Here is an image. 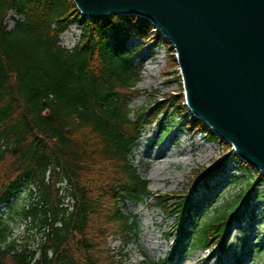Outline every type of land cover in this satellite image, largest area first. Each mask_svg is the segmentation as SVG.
Returning <instances> with one entry per match:
<instances>
[{
  "label": "trees",
  "instance_id": "obj_1",
  "mask_svg": "<svg viewBox=\"0 0 264 264\" xmlns=\"http://www.w3.org/2000/svg\"><path fill=\"white\" fill-rule=\"evenodd\" d=\"M10 12L13 25L8 27ZM74 24L81 34L68 50L60 36ZM153 30L133 17L84 19L72 0H0V202L16 197L7 215L0 216V264H117L108 239L126 240L137 226L135 216L121 207L150 195L149 183L130 161L142 126L160 116L162 127L166 110L175 114L183 102L162 97L137 111L135 120L129 117L125 95L136 91L142 70L135 63L138 49L127 43L130 38L152 40L168 49ZM187 117L207 138L219 141L200 120ZM221 172L223 166L196 172L193 190L208 186ZM64 179L75 204L70 214L59 207L55 188ZM18 186L23 194L29 190L28 206H20ZM250 193H255L252 180L234 202L215 208L199 225L193 214L201 208L191 196L174 205L169 204L173 197L156 196L167 218L179 220V243L169 258L140 264H172L182 249H213L225 255L229 229L246 212ZM18 219L42 235L38 259L29 243L21 246L10 238V226ZM255 251L243 246L237 264H245L243 257Z\"/></svg>",
  "mask_w": 264,
  "mask_h": 264
},
{
  "label": "rangeland",
  "instance_id": "obj_2",
  "mask_svg": "<svg viewBox=\"0 0 264 264\" xmlns=\"http://www.w3.org/2000/svg\"><path fill=\"white\" fill-rule=\"evenodd\" d=\"M13 15L14 13L10 12L7 16L8 27L13 25ZM80 34L81 29L77 24L70 26L68 32L62 36L64 44L70 40L78 42ZM127 45L132 49H138L135 63H138L142 70L141 81L136 91L125 95L126 104L131 111L130 119L135 120L137 111L149 107L151 102L161 100L162 97L171 95L177 101H183L177 113L173 114L172 110H166L162 127L158 125L160 116L156 122L142 126L141 138L131 154L130 161L138 175L149 183L150 195L140 202L125 201L121 210L125 214L134 215L137 226L128 239L117 237L109 238L107 241L117 264H140L143 261H160L167 258L174 246L179 243L177 242L179 220L167 218L165 212L156 205V196L157 200L173 197L170 198V205H174L177 199L191 196L201 208L193 214L194 221L199 225L208 221L215 208L234 202L244 190L246 182L252 180L254 184L256 177L252 170L240 167L230 145L210 140L204 131L198 130L195 121L187 117L182 79L176 60L173 56L170 57L172 53L168 52L169 47L167 49L161 44L155 45L152 40L147 42L133 38L128 40ZM166 130H169L168 134L163 137ZM184 147L185 151L182 152ZM156 156L162 157L160 160L163 161L155 160ZM183 158L187 160L183 161ZM158 161L162 170L155 181L151 179V175L155 172ZM218 166H223V172L211 178L208 186L199 184L198 188L193 190L196 187L192 186L196 172L203 169L211 170ZM3 172L4 170L0 169V174ZM49 176L50 174L46 181L49 180ZM68 185L69 183L63 180L56 183L59 207L64 204L59 197L60 192H65L62 190L63 187L66 188L69 197L73 198L68 192ZM31 187L29 185L30 189ZM18 190L19 186L16 192ZM28 192L29 190H26L25 194H20L19 201L22 207L28 206L32 199ZM261 194H264V185L256 186L255 193L249 194L246 212L242 214L240 222L229 229L230 248L225 255H220L212 251L213 249L186 250L178 253L173 264H237V255L243 246L245 251L256 250L252 255L243 257L245 264H264V198L258 197ZM241 209L243 208L240 206ZM68 212L70 213L69 210ZM11 229L10 238L16 244L23 246L29 243L31 248H36L39 236L28 222L18 219L14 221L13 226L11 225ZM150 234L159 235V238L152 236L149 241ZM153 247L160 248V251H153Z\"/></svg>",
  "mask_w": 264,
  "mask_h": 264
},
{
  "label": "water",
  "instance_id": "obj_3",
  "mask_svg": "<svg viewBox=\"0 0 264 264\" xmlns=\"http://www.w3.org/2000/svg\"><path fill=\"white\" fill-rule=\"evenodd\" d=\"M72 1L84 19L153 28L177 55L190 114L258 172L253 186L264 179V0Z\"/></svg>",
  "mask_w": 264,
  "mask_h": 264
},
{
  "label": "bare ground",
  "instance_id": "obj_4",
  "mask_svg": "<svg viewBox=\"0 0 264 264\" xmlns=\"http://www.w3.org/2000/svg\"><path fill=\"white\" fill-rule=\"evenodd\" d=\"M213 141H215L216 139H212ZM183 151H185V147L183 148V150H182V152ZM190 151H191V149H190ZM174 154V153H173ZM176 154H174V156H175ZM163 156V158H165V155L163 154L162 155ZM168 157H171V156H168ZM168 157H166V158H168ZM156 159H158L159 161H163V160H160V159H162V157H159L158 158V156H156V158H155V160ZM187 160V158H183V161H186ZM159 161L157 162V164L159 163ZM165 161V160H164ZM166 163V162H165ZM160 170H162L161 169V167H160V165L158 164L157 165V167L155 168V172H153L152 173V175H151V179H153V180H158V177L161 175V173H160ZM16 184H18V181H16ZM150 237H148V240L150 241L151 240V237L152 236H154L155 238H159V235H154V234H150L149 235ZM161 236V235H160ZM153 251H160V248H157V247H153Z\"/></svg>",
  "mask_w": 264,
  "mask_h": 264
},
{
  "label": "built area",
  "instance_id": "obj_5",
  "mask_svg": "<svg viewBox=\"0 0 264 264\" xmlns=\"http://www.w3.org/2000/svg\"><path fill=\"white\" fill-rule=\"evenodd\" d=\"M68 188V192H69V187L67 186ZM62 190H65V192H60V196L62 198V201H63V205L62 207L63 208H67V210L71 211L72 210V207H73V204H74V201L71 197H69L68 193H66V188L63 187Z\"/></svg>",
  "mask_w": 264,
  "mask_h": 264
}]
</instances>
